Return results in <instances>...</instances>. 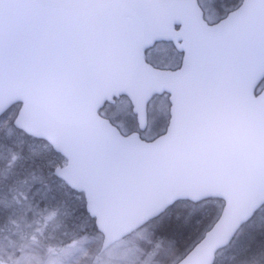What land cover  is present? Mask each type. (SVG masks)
<instances>
[{"label": "snow or ice", "instance_id": "1", "mask_svg": "<svg viewBox=\"0 0 264 264\" xmlns=\"http://www.w3.org/2000/svg\"><path fill=\"white\" fill-rule=\"evenodd\" d=\"M0 264H264V0H0Z\"/></svg>", "mask_w": 264, "mask_h": 264}]
</instances>
